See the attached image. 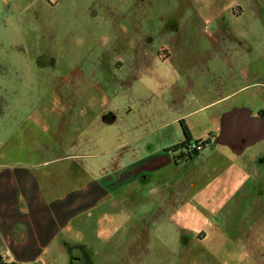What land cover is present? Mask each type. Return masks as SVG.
Returning <instances> with one entry per match:
<instances>
[{"label": "rangeland", "instance_id": "rangeland-1", "mask_svg": "<svg viewBox=\"0 0 264 264\" xmlns=\"http://www.w3.org/2000/svg\"><path fill=\"white\" fill-rule=\"evenodd\" d=\"M235 56L263 76L264 0H0V162L35 163L62 195L98 190L52 248L5 261L74 264L76 244L87 264H264V139L242 153L214 140L188 161L175 150L187 124L194 142L219 132L232 102H209L264 92L223 75ZM81 138L83 159L59 157Z\"/></svg>", "mask_w": 264, "mask_h": 264}, {"label": "crops", "instance_id": "crops-1", "mask_svg": "<svg viewBox=\"0 0 264 264\" xmlns=\"http://www.w3.org/2000/svg\"><path fill=\"white\" fill-rule=\"evenodd\" d=\"M226 96L228 94L221 95L219 99L209 102L206 106L214 107ZM61 109L66 113V117L75 121L80 114H76V110L82 112V116L87 111L90 112V116H93L91 113L93 109L82 108L80 104H65ZM197 110H192L187 115L190 116L189 114H194ZM225 113L226 111L223 114ZM109 116H99V120L92 119L93 122L88 119L82 120V123L84 127H88L89 122L97 126L113 123L115 117L112 113ZM183 117H178L175 121ZM73 143L74 148L72 145L69 146L68 142L57 143L59 152L63 153L59 157L64 156L63 158L68 160L83 159L86 155L79 153L83 150L82 138L75 139ZM55 148L51 143L46 147L49 153L56 152ZM34 168L39 167H36L35 163L15 164L9 167L0 162V255L4 256L8 254L7 252L15 256L43 253L44 249L53 247V240L60 227L69 224L83 209L93 205V202H87L85 199L87 196L93 199L96 195L98 191L96 183L79 187L70 191L69 195H62L63 192H60L53 183L47 186L49 182L47 173L42 178L34 176Z\"/></svg>", "mask_w": 264, "mask_h": 264}, {"label": "flooded vegetation", "instance_id": "flooded-vegetation-1", "mask_svg": "<svg viewBox=\"0 0 264 264\" xmlns=\"http://www.w3.org/2000/svg\"><path fill=\"white\" fill-rule=\"evenodd\" d=\"M237 16V15H236ZM252 27V26H251ZM253 40V39H252ZM232 42V41H229ZM226 45V43H225ZM156 49L154 48V46H152L151 52H147V54H149L148 56H152V57H157V58H161L162 59V53H167V48L165 44L160 43L159 45H155ZM252 48L250 49L249 52L246 53H253L255 52L253 50V46H251ZM235 61H232L231 63H226V61L221 62V65L225 67V71L223 73V75L228 76L230 78H243V79H251V81L248 83L249 85L246 86H254L257 85L258 87H261L264 89V72H263V76H259V75H254V72L251 71L250 69H248L249 67H252L253 65L256 66V63H254L253 60H250L248 62L242 60L243 58H245L244 56H235ZM227 65H226V64ZM251 65V66H250ZM204 72L207 74H211L214 78L219 77L220 79H223L225 77H221L218 75H215V72H211V70L206 67V69H204ZM261 77V78H260ZM225 86V85H224ZM245 86V87H246ZM219 88L222 89L224 88L222 85L219 84ZM242 93V88L237 89L236 91H234L231 94H228V96L222 98L220 100V102H217V105H221L223 103H228L229 101L232 102L231 106L227 109L231 110L236 109L234 107H239L237 109H248L253 111L251 114L252 116H258V117H262L264 118V92L262 93H255V94H243ZM224 95V94H222ZM215 107V106H214ZM221 118V117H220ZM187 119V118H186ZM186 119L181 118L179 120L180 124H186ZM220 122V128H221V119H219ZM188 129L191 133V130L189 129V126L187 124V127H184V130ZM221 130V129H220ZM219 130V132H220ZM218 133H212L208 138L207 141H204L205 144L199 142V144H196V142H194L193 140L189 139L188 137L185 135V140H183L181 143H179L176 147L179 148V150H182V158H184V161H188L189 160V156H194L196 150L199 151V153H201L209 144H212L215 140V138L217 137ZM191 138L193 139L192 133H191ZM264 139V138H263ZM191 140V141H190ZM261 141V140H260ZM258 141V142H260ZM257 142V143H258ZM242 143H245V140H242ZM255 143V144H257ZM195 145H198L200 147V149L198 147H194ZM254 144V145H255ZM254 145L251 146H247L243 152L248 148V147H252ZM226 146V145H225ZM229 147V146H227ZM231 150H233L231 147H229ZM235 151V150H233ZM236 152V151H235ZM242 153V151L240 152ZM200 155V154H199ZM191 160V159H190ZM68 250L71 252V258L74 264H87V259H86V255L89 256V254H92V252L89 251H85V249H83L82 245H71L69 247H67V252ZM72 250V251H71Z\"/></svg>", "mask_w": 264, "mask_h": 264}, {"label": "water", "instance_id": "water-1", "mask_svg": "<svg viewBox=\"0 0 264 264\" xmlns=\"http://www.w3.org/2000/svg\"><path fill=\"white\" fill-rule=\"evenodd\" d=\"M263 138L264 118L252 116L248 109L236 108L223 114L221 130L215 140L236 152H241ZM243 139L245 143H242Z\"/></svg>", "mask_w": 264, "mask_h": 264}, {"label": "trees", "instance_id": "trees-1", "mask_svg": "<svg viewBox=\"0 0 264 264\" xmlns=\"http://www.w3.org/2000/svg\"><path fill=\"white\" fill-rule=\"evenodd\" d=\"M183 131H184L185 135L188 137V140H189V139L193 140V139L191 138V133H190V131H189L188 129H185V130H183ZM191 140H190V141H191ZM199 142L205 144L204 141H196V144H199ZM178 149H179L178 147L175 148L176 151H178ZM199 154H200L199 151L196 150V152H195V154H194L193 157H192V156H189V160L198 157ZM0 264H16V263H15V262H8V261L6 262L5 259H4V257H3V255H2V256H0Z\"/></svg>", "mask_w": 264, "mask_h": 264}, {"label": "built area", "instance_id": "built-area-1", "mask_svg": "<svg viewBox=\"0 0 264 264\" xmlns=\"http://www.w3.org/2000/svg\"><path fill=\"white\" fill-rule=\"evenodd\" d=\"M194 147H198V148L200 149V147H199L198 145H195V144H194Z\"/></svg>", "mask_w": 264, "mask_h": 264}]
</instances>
